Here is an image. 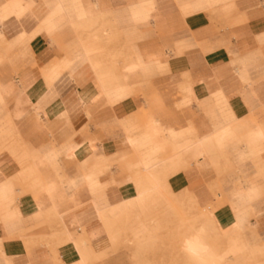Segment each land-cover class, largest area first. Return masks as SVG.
<instances>
[{"label":"crops","instance_id":"0c3cea01","mask_svg":"<svg viewBox=\"0 0 264 264\" xmlns=\"http://www.w3.org/2000/svg\"><path fill=\"white\" fill-rule=\"evenodd\" d=\"M0 159V264H171L176 205L262 243L264 0H0Z\"/></svg>","mask_w":264,"mask_h":264},{"label":"rangeland","instance_id":"374dc122","mask_svg":"<svg viewBox=\"0 0 264 264\" xmlns=\"http://www.w3.org/2000/svg\"><path fill=\"white\" fill-rule=\"evenodd\" d=\"M232 26L233 24H226L223 27L229 28ZM206 51L207 49L205 48L204 52ZM146 116H147L146 112L143 111L141 118H146ZM138 128L144 129L142 126L137 127V129ZM225 133H226V129H224L222 132H220L219 135L214 137V142L216 145H218L217 140L220 141V144L218 145L219 147L224 145L223 139H224ZM258 133H261L260 129L255 130L253 132V135L258 134ZM163 138L164 137H163V131H162L159 135L155 136V138L152 140V143L156 145H163ZM186 138L187 139H181L178 137L173 138L170 143V150H171L170 154H165L164 146L161 148V152L150 154L154 156L153 160H155L157 164L161 163L162 166H164L166 162L170 165V168L166 169L167 174H164V175L162 174V178L168 177L169 175L175 173L177 171V167L179 166L180 162L183 161L186 157L187 158L184 160L183 164H185L186 162L188 164L193 159L189 151H186L183 147H181V145H183L185 141L189 142L190 139L191 140L195 139V137L191 136V134L189 133L186 136ZM201 138L207 139L205 145L209 143V141H211V138L209 137L204 136ZM243 142L244 141H241L240 143H243ZM142 143L146 145L148 143L147 138H145L144 142ZM148 155H149L148 153H140L139 163H142L143 161L148 160ZM212 156L213 154L208 153L206 149V154L197 159H205V158L211 159ZM123 157L126 158V155H123ZM133 158L138 160L139 159L138 154L133 153L129 156V160H132ZM150 160L152 161V159ZM145 170L147 172V176L150 178H153L154 182H157V179L152 175L149 168H145ZM136 171L137 173L138 172L143 173L144 170L142 168H139V169H136ZM162 171H165V170H162ZM229 171H233V169L231 168V165L227 162V159H223V162L221 163V165H219V168L215 170L217 175H220L223 172L226 173ZM155 174H156V177L158 178L159 174L158 173H155ZM237 188L241 190L244 189L243 187H239V186ZM215 189L219 191V187H216ZM237 195L242 199H244L245 197L249 199V195L245 191H242L241 195L240 194H237ZM191 207H192L191 202L189 201L188 206H187L188 212H190ZM174 208H176L177 211H176V214L173 216V220H172L173 232L171 234V239H170L171 257H169L171 259V264H264V241L261 243L260 242L261 238L259 236H257V240L252 239V241L243 239V238L241 239L236 238L233 240L231 234L233 233L235 229L239 228L240 223L232 225L230 228L225 229V230L219 229V230L209 231L208 227L204 224H201V226L199 225L198 227H195L196 218L194 216H187V217L181 216L180 215L181 207L179 205H176ZM201 227L204 229L203 233L206 237L207 242L214 248L216 253L220 255L219 259L216 262L194 263L186 258V255L184 254L182 250V247H181L182 243L189 240L191 234ZM181 229L182 231H180ZM174 230H177V231H174ZM212 235L217 236L215 238L216 240H213L214 242L211 239L213 244L209 242V238Z\"/></svg>","mask_w":264,"mask_h":264},{"label":"bare ground","instance_id":"6f19581e","mask_svg":"<svg viewBox=\"0 0 264 264\" xmlns=\"http://www.w3.org/2000/svg\"><path fill=\"white\" fill-rule=\"evenodd\" d=\"M206 141H207V139H205V138H199L198 140L192 141V142L185 141L184 144L181 145V147H183L186 151H189V153L191 154V157L193 159H197V158H200L206 154V149L204 146ZM131 142H132V140H131ZM217 143L219 145L220 141L217 140ZM0 161H1V159H0ZM148 166H149V163L145 166V168H148ZM147 190L149 192V189H147ZM147 190H146V193L148 194ZM151 190L152 189H150V192H151ZM143 196L146 197L147 195L146 196L143 195ZM135 200H140V196ZM126 202H127V200H126ZM128 203H130V201ZM117 211L115 212V210H114L113 212L117 213ZM143 224L141 223V225H143ZM203 230L204 229L201 227L198 230H196L195 232H193L190 236V239L182 243V246H181L182 250H183L184 254L187 256V258L194 263L216 262L219 259L220 255L217 254L216 251L214 250V248L207 242L206 237L203 233ZM73 244H74V242H73Z\"/></svg>","mask_w":264,"mask_h":264}]
</instances>
